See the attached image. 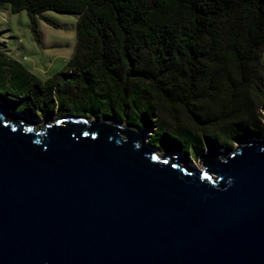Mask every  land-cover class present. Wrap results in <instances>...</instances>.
<instances>
[{
    "label": "water",
    "instance_id": "water-1",
    "mask_svg": "<svg viewBox=\"0 0 264 264\" xmlns=\"http://www.w3.org/2000/svg\"><path fill=\"white\" fill-rule=\"evenodd\" d=\"M31 120L0 97V264H264V139L199 168L110 117Z\"/></svg>",
    "mask_w": 264,
    "mask_h": 264
},
{
    "label": "trees",
    "instance_id": "trees-1",
    "mask_svg": "<svg viewBox=\"0 0 264 264\" xmlns=\"http://www.w3.org/2000/svg\"><path fill=\"white\" fill-rule=\"evenodd\" d=\"M0 2L39 39L40 17L56 24L45 12L78 16L73 55L46 79L0 50V97L24 117H110L194 158L264 137V0Z\"/></svg>",
    "mask_w": 264,
    "mask_h": 264
},
{
    "label": "rangeland",
    "instance_id": "rangeland-1",
    "mask_svg": "<svg viewBox=\"0 0 264 264\" xmlns=\"http://www.w3.org/2000/svg\"><path fill=\"white\" fill-rule=\"evenodd\" d=\"M44 15L53 19L56 24L49 23L40 17L38 22L39 39L31 30V20L26 10L13 14L8 3L0 2V50L36 75L46 79L52 74L64 70L67 61L73 55L77 43L78 16L55 11H47ZM2 102L9 112H18L16 108L19 103L16 101H9L4 98ZM260 109L264 117V99L260 103ZM58 112V110H55L50 117L60 118L61 115ZM71 114L82 115L81 113H67L64 116ZM46 119L39 117L31 121L39 124ZM261 123H264V119ZM144 132L146 133V137L144 136L145 141L149 143L152 133ZM253 138L255 140L264 139L260 136L250 137L235 142L231 146L217 149L220 152H226L229 147H236L237 143L241 144ZM210 149L211 147L206 148L205 151ZM157 150L163 153L166 149L157 148ZM181 155L189 160L191 166L201 168L199 158L182 153Z\"/></svg>",
    "mask_w": 264,
    "mask_h": 264
},
{
    "label": "bare ground",
    "instance_id": "bare-ground-1",
    "mask_svg": "<svg viewBox=\"0 0 264 264\" xmlns=\"http://www.w3.org/2000/svg\"><path fill=\"white\" fill-rule=\"evenodd\" d=\"M145 135L143 134V137H144ZM195 167V166H194Z\"/></svg>",
    "mask_w": 264,
    "mask_h": 264
},
{
    "label": "clouds",
    "instance_id": "clouds-1",
    "mask_svg": "<svg viewBox=\"0 0 264 264\" xmlns=\"http://www.w3.org/2000/svg\"><path fill=\"white\" fill-rule=\"evenodd\" d=\"M174 150V149H173ZM177 151V150H176Z\"/></svg>",
    "mask_w": 264,
    "mask_h": 264
}]
</instances>
